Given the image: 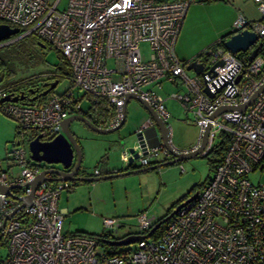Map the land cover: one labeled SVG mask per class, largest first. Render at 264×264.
<instances>
[{"label": "built area", "instance_id": "obj_1", "mask_svg": "<svg viewBox=\"0 0 264 264\" xmlns=\"http://www.w3.org/2000/svg\"><path fill=\"white\" fill-rule=\"evenodd\" d=\"M195 1L67 0L59 7L60 0H0V20L56 49L69 67L70 81L83 90L77 94L66 88L40 102H0V111L16 122L18 133L7 167L0 159V264H264V182L249 178L251 172L264 174V89L243 109L238 107L264 84V0H252L260 19L239 13L229 30L255 32L262 41L257 54L248 59L257 42L233 53L218 38L196 58L204 73L189 75V60L176 55L175 44L186 10ZM142 41L150 48L148 58L142 57ZM164 80L181 91L158 93L155 88L162 89ZM9 92L1 87L0 98ZM127 93H137L164 122L169 116L165 100H177L198 127L196 145L209 125L201 155L224 138L227 142L212 165V176L168 219L161 235L143 234L155 221L142 212L136 219L141 237L135 248L107 250L94 234L62 231L64 212L58 199L76 181L43 180L34 187L31 202L23 205L31 181L51 167L32 159L24 140L27 131H32L29 141L37 134L52 139L61 120L79 113L88 95L105 98L114 107L112 116L96 125L116 126ZM221 106L232 108L210 117ZM151 122L147 118L138 130ZM217 134L221 139L214 144ZM167 137L180 150L172 145L168 126ZM135 149L138 166L173 157L163 144L146 147L145 153ZM120 156L132 165L127 148ZM103 225L111 233L120 226L115 218H104Z\"/></svg>", "mask_w": 264, "mask_h": 264}, {"label": "rangeland", "instance_id": "obj_2", "mask_svg": "<svg viewBox=\"0 0 264 264\" xmlns=\"http://www.w3.org/2000/svg\"><path fill=\"white\" fill-rule=\"evenodd\" d=\"M66 1L60 0L59 7H63ZM33 36L16 34L0 41V69L5 72L4 77L0 75L2 77L0 88L7 87L9 90V84L22 85L26 81L41 84L39 79L46 77L44 74L59 62L58 51L48 44L45 47L39 46L33 41ZM139 48L142 57L148 58L151 52L148 43L140 42ZM61 67L64 72H69L67 64H62ZM187 73L193 75L194 71L190 69ZM163 84L165 86L162 89L155 88L163 96L172 91H181L173 84L167 82ZM66 88H72L77 94L83 93L82 89L72 84L68 76L63 75L53 90L60 93ZM81 105L83 109H87L88 100H81ZM165 107L169 113L166 123L170 128L172 145L180 150L195 145L199 132L195 122L187 117L177 100H167ZM142 114L149 113L141 102L130 98L127 102L125 122L115 131L99 133L85 123L74 120L70 124V130L80 146L81 167L92 176L95 166L99 167V164L101 166L107 156H115L121 164L122 145L130 147L135 143L134 132L141 124ZM31 134L32 131L25 134L24 146L27 154ZM17 137L16 122L0 111V159L4 167H7V158L10 157V150L15 145ZM220 139L221 135L217 134L214 144ZM213 159H215L213 153L200 154L146 171L108 179L78 181L74 186L77 188L75 198H70L73 189L69 192L64 190L58 199L59 208L62 206L68 208L63 217L62 231L67 235L75 232L100 233L107 230L110 232V229L103 225V219L115 218L120 226L116 231H112L113 236L123 238L129 234H139L137 215L146 212L149 216H154L153 221H156L167 214L181 198L201 188V185L212 176L213 166L210 161ZM249 178L255 183L264 182V174L259 172H251ZM135 246L136 241L115 245L113 249L133 250Z\"/></svg>", "mask_w": 264, "mask_h": 264}, {"label": "water", "instance_id": "obj_3", "mask_svg": "<svg viewBox=\"0 0 264 264\" xmlns=\"http://www.w3.org/2000/svg\"><path fill=\"white\" fill-rule=\"evenodd\" d=\"M20 32V28L17 26H11L9 23L0 22V41L8 38L12 35L18 34ZM21 35V34H19ZM257 42V43H256ZM256 45L250 50L248 54V59L251 60L258 52V49L262 46V41H258V35L250 31L248 29H243L236 33H231L230 31L226 34L225 39L223 41L224 46L233 53L237 52H245L249 49L250 46ZM41 47H45L46 44L42 41L37 43ZM187 69H192L195 73L203 74V64L202 62L197 61L196 59L191 60L187 67ZM2 78L0 77V80ZM58 83V79L44 81L42 86H47L44 90L41 91L40 94L46 95L50 90H53ZM262 89H264V84H262L259 89L254 93V95L247 101L239 105L238 107L243 109L252 98ZM35 89H29V91H36ZM207 90V89H205ZM210 96H213V93H210ZM37 96H33L31 100H35ZM130 98L137 99L141 102L146 110L148 111L150 118H152L151 124L143 127L141 130H138L140 126L135 130V143L127 148L129 152L132 153V156L129 157V163L134 161V158L137 157L138 152L135 149V146H138L140 150L145 153L146 147H154L160 144H163L172 154V158L164 161V164L173 163L178 160H182L184 158L193 157L196 155H200L205 144H206V135L207 129L209 125L206 126L205 131L202 135L200 142L192 149L185 151L183 150H174L172 146L168 142L167 137V125L163 121V119L157 114V112L146 102L144 101L137 93H127L124 96V102L121 107V120L120 122L113 127H99L94 124L89 118L84 116L82 113L71 114L65 118H63L60 122L61 130L58 134H56L50 140H42L41 134H37L34 138H32L28 143V148L30 151V156L35 161H43L46 164H59V167H49L41 170L35 178L31 181V191L28 195L23 198V205H27L31 202V195L34 187L39 184L41 181L46 179L52 180H75V181H92L97 179H108L112 176L124 175L129 173H135L139 171H146L150 169H154L159 167L160 163H154L147 166H138L132 169H126L118 172H112L103 175L89 176L82 175L81 173V150L80 146L74 136V134L70 130V124L74 120H79L85 123L90 129L99 132V133H109L120 128L125 122L126 112L125 106L127 101ZM5 100L11 101H21L23 103H28L26 95L24 91L21 90L17 94L14 92H9L5 96L0 98V102ZM232 106H221L218 108L210 117H214L217 113L224 109H231ZM73 164V168L70 169V166ZM48 174L52 175L51 177ZM197 194V190L194 191L189 197L183 200L181 203L177 204L173 210L164 218V220H168L182 205L193 199ZM160 222H156L150 229L149 233L153 232L158 226ZM141 237L140 234H129L120 239H112L110 240V244L112 245H121V244H129L135 242L137 239Z\"/></svg>", "mask_w": 264, "mask_h": 264}, {"label": "crops", "instance_id": "obj_4", "mask_svg": "<svg viewBox=\"0 0 264 264\" xmlns=\"http://www.w3.org/2000/svg\"><path fill=\"white\" fill-rule=\"evenodd\" d=\"M239 13L251 20H258L261 17V13L257 8L256 3L252 0H197L190 4L182 20L180 32L175 44V52L177 56L183 60L194 59L196 54L198 52H201L200 50L202 48L208 46L209 44H212V42H215V40H217L221 36L226 35L229 32L234 18ZM54 69L55 65L51 70ZM51 70L47 71L44 75H50ZM164 82L166 83L165 80ZM164 82H162V88L165 86L163 84ZM169 99L173 98H167L165 102ZM126 107L127 103L125 106V112ZM141 116H143L141 124L146 121L147 118H150L149 114H142ZM120 159L122 162L121 164L118 163V159L115 156H107L106 159L101 163V166L99 164V167L95 166L94 169L98 170V175L118 172V169L127 167L121 156ZM132 165L138 167L136 162H133ZM81 172L82 175H89V173L82 167ZM73 189V193L70 197L71 199L76 197L75 192L77 191V188ZM73 208L76 209V207ZM59 209L62 210L64 214L68 210L66 206H62Z\"/></svg>", "mask_w": 264, "mask_h": 264}, {"label": "trees", "instance_id": "obj_5", "mask_svg": "<svg viewBox=\"0 0 264 264\" xmlns=\"http://www.w3.org/2000/svg\"><path fill=\"white\" fill-rule=\"evenodd\" d=\"M204 1H209V0H204ZM0 22H4L2 20H0ZM225 36H221L220 40L223 42L225 39ZM11 38V37H8ZM33 40H39L36 36L32 37ZM45 43V42H44ZM46 44V43H45ZM200 52H198L196 54V56L194 57L197 58L199 56ZM58 58H59V62L57 64H55V69L51 70V75H46V77H43L42 79H49L50 80H54V79H59L60 77H62L63 75H66L69 77L70 79V71L69 72H64V70L62 69V64H67L66 61L64 60V58L61 56V54L58 52ZM5 72L2 71L0 69V75L2 77H4ZM39 79V80H42ZM27 85V87H26ZM39 85V83H35L33 81H26L25 84H18V83H12L8 85L9 91L11 92H19L21 91V89H27L29 90V87L32 88H37V86ZM52 92H56L54 90H51L49 93H47L46 95H42L40 98H38L37 100L35 99L34 101L40 102L45 100ZM26 95V93H24ZM26 98L28 100V97L26 95ZM87 100L89 102V106L87 107V109H81L79 111V113H82L84 116H86L87 118H89L94 124H98L99 122L101 123H105L113 114L114 112V107L111 103H109L105 98L102 97H93L88 95L87 96ZM32 100V102H34ZM227 142V139L224 138L223 141L219 142L216 146H214L210 153H213L215 156V159L211 160V164L213 165V163L215 162L216 158H219L222 154V151L225 147V144ZM161 165H164L163 162H158ZM154 164V163H153ZM160 165V166H161ZM135 168V166L133 165H129L127 167H124L122 169H118L117 171H122V170H126V169H132ZM77 182V181H76ZM75 182V183H76ZM194 192V191H193ZM192 191L189 192L185 197L181 198L168 212L167 214H165L164 216L160 217L159 219H157L154 224L156 222H160L159 226L152 232V233H148V230H146L143 234H149V236L151 238H157L159 235H161L166 227V224L168 222V220H164V218L173 210V208L181 203L183 200H185L187 197H189L192 193ZM75 233H85V232H75ZM94 234L98 237L99 242L101 245H103L107 250H111L113 248H115V245L110 244V240L112 239H120V238H116L115 236L112 235V233L108 232V231H102L100 233H91Z\"/></svg>", "mask_w": 264, "mask_h": 264}, {"label": "flooded vegetation", "instance_id": "obj_6", "mask_svg": "<svg viewBox=\"0 0 264 264\" xmlns=\"http://www.w3.org/2000/svg\"><path fill=\"white\" fill-rule=\"evenodd\" d=\"M33 41L36 42V43H38L40 40H33ZM44 81H49V79H42V80L40 81L41 84H39V85L37 86V90L34 91V92L29 91V90H27V89H21V90L24 91V93H26V95H27V97H28V102H32L31 98H32L33 96H37L38 94L41 93L42 90H44L45 88H47V86H42V83H43ZM31 88H32V87H30L29 89H31ZM32 89H35V88H32ZM50 91H51V90H50ZM50 91H49V92H50ZM49 92H48V93H49ZM42 95H43V94L37 96V97H36V100H37L38 98H40ZM50 166H51V165H50ZM53 167H55V166H53ZM72 168H73V164L70 166V169H72Z\"/></svg>", "mask_w": 264, "mask_h": 264}, {"label": "bare ground", "instance_id": "obj_7", "mask_svg": "<svg viewBox=\"0 0 264 264\" xmlns=\"http://www.w3.org/2000/svg\"><path fill=\"white\" fill-rule=\"evenodd\" d=\"M187 11V10H186ZM181 25H182V23H181ZM16 35V34H15ZM41 41V40H40ZM43 42V41H42ZM44 43V42H43ZM176 53V52H175ZM177 55V54H176ZM198 58V57H197ZM181 59V58H180ZM196 59V58H195ZM193 60V59H192ZM191 60H189V62H190ZM16 93H18V91L16 92ZM94 176H96V175H94ZM75 181V180H74Z\"/></svg>", "mask_w": 264, "mask_h": 264}]
</instances>
